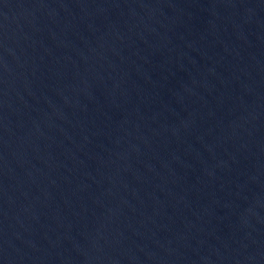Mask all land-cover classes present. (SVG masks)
I'll return each instance as SVG.
<instances>
[{
  "label": "water",
  "instance_id": "obj_1",
  "mask_svg": "<svg viewBox=\"0 0 264 264\" xmlns=\"http://www.w3.org/2000/svg\"><path fill=\"white\" fill-rule=\"evenodd\" d=\"M0 264H264V0H0Z\"/></svg>",
  "mask_w": 264,
  "mask_h": 264
}]
</instances>
